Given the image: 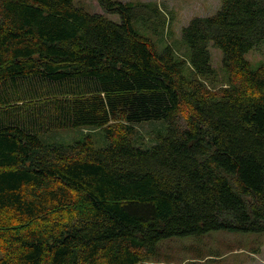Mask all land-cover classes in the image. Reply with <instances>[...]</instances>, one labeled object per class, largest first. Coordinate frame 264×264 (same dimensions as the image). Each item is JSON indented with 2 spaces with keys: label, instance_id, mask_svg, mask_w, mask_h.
I'll return each mask as SVG.
<instances>
[{
  "label": "trees",
  "instance_id": "1",
  "mask_svg": "<svg viewBox=\"0 0 264 264\" xmlns=\"http://www.w3.org/2000/svg\"><path fill=\"white\" fill-rule=\"evenodd\" d=\"M97 1L121 20L0 0V264H144L166 238L264 232V63L245 57L264 0L191 17L185 56L134 28L148 3ZM149 120L165 127L142 146ZM87 127L106 144L41 138Z\"/></svg>",
  "mask_w": 264,
  "mask_h": 264
},
{
  "label": "rangeland",
  "instance_id": "2",
  "mask_svg": "<svg viewBox=\"0 0 264 264\" xmlns=\"http://www.w3.org/2000/svg\"><path fill=\"white\" fill-rule=\"evenodd\" d=\"M133 4L148 3L136 7L132 24L140 33L152 39L158 51L168 43L173 50L185 56L186 48L181 30L191 17L213 14L220 6V0H120ZM88 12L105 13L114 21H120L118 13L105 12L97 0H74ZM211 64L221 77L224 70L222 52L210 45ZM245 57L252 66L264 63V42L248 50ZM187 74V71H184ZM222 78V77H221ZM117 122V121H116ZM118 123V122H117ZM165 127L163 120H149L134 124V137H141L142 146L152 142V135ZM84 133L92 136L95 147L106 144L105 133L100 128H58L41 136L44 142H71ZM140 139V138H139ZM1 256V250H0ZM144 264H264V232H241L226 229L209 231L200 236H174L163 239L158 246L157 258Z\"/></svg>",
  "mask_w": 264,
  "mask_h": 264
}]
</instances>
